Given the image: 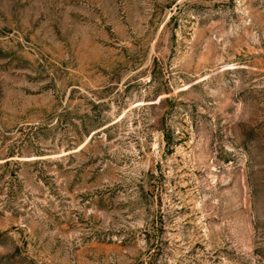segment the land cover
Masks as SVG:
<instances>
[{
	"label": "rangeland",
	"instance_id": "obj_1",
	"mask_svg": "<svg viewBox=\"0 0 264 264\" xmlns=\"http://www.w3.org/2000/svg\"><path fill=\"white\" fill-rule=\"evenodd\" d=\"M0 264H264V0H0Z\"/></svg>",
	"mask_w": 264,
	"mask_h": 264
}]
</instances>
